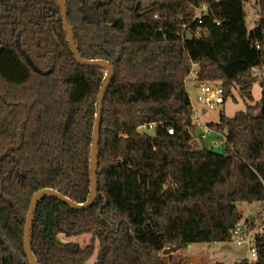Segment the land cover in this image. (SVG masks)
Wrapping results in <instances>:
<instances>
[{
  "label": "trees",
  "instance_id": "obj_1",
  "mask_svg": "<svg viewBox=\"0 0 264 264\" xmlns=\"http://www.w3.org/2000/svg\"><path fill=\"white\" fill-rule=\"evenodd\" d=\"M65 1L82 57L109 61L115 75L102 114L98 198L87 209L56 197L39 202L31 236L38 262L87 264L98 239L95 264H187L161 253L233 240L244 219L238 204L264 198V77L254 72L263 64L264 0H256L254 28L247 0ZM203 3L206 34L184 40L183 25ZM192 60L200 79L223 85L224 104L247 100L234 116L221 113V151L196 140L185 86ZM106 75L77 60L58 0H0V264H30L24 236L38 191L88 200ZM146 123L155 137L139 132ZM85 233L93 234L87 246L59 237ZM257 247L254 264H264V235Z\"/></svg>",
  "mask_w": 264,
  "mask_h": 264
},
{
  "label": "rangeland",
  "instance_id": "obj_2",
  "mask_svg": "<svg viewBox=\"0 0 264 264\" xmlns=\"http://www.w3.org/2000/svg\"><path fill=\"white\" fill-rule=\"evenodd\" d=\"M245 10L247 12V21L250 28H254L255 24L260 20V5L256 0H247L245 3ZM219 83V82H218ZM190 96L192 102H195L194 96L196 95L195 87L189 84ZM255 100L251 102L257 104L260 102L262 97V84L260 79L254 83L253 88ZM238 100L235 101L233 98H229L225 104L217 107L216 109L210 110L200 118L194 117V124L196 125V140L202 147L206 143L199 141L200 137L205 133L206 125L210 126L216 131H210L208 133L209 139L213 142L218 141L217 144L211 145L215 150L221 151L223 144L221 142V133L225 134V130L220 126L221 113L225 112L228 116H234L237 111L245 110L247 108V100L238 96ZM210 123H206V122ZM240 209L244 212V219L253 218L258 208V203L240 202ZM60 240L64 242H76L82 246H87L92 243L93 234L85 233L79 236L67 237L60 235ZM100 254V243L96 239V251L93 257L87 262V264H95ZM167 256L169 262L184 261L187 264H213V263H225L233 264L236 261H240L249 256V250L247 246H239L235 240L227 242H197L188 246L180 247L176 251H172L169 254H163ZM183 259V260H182Z\"/></svg>",
  "mask_w": 264,
  "mask_h": 264
},
{
  "label": "built area",
  "instance_id": "obj_3",
  "mask_svg": "<svg viewBox=\"0 0 264 264\" xmlns=\"http://www.w3.org/2000/svg\"><path fill=\"white\" fill-rule=\"evenodd\" d=\"M209 8V4L206 3H203L196 8L197 12L193 20L183 25L182 36L184 40L188 39V33L191 34V38H201L206 34L207 28H204L201 26V24L203 23L204 17L209 14ZM256 48L262 52L263 64L261 67H255L254 72L257 75L264 77V42L257 43ZM200 70V62L192 60L191 70L185 79V86L191 100L193 116L197 118H200L210 110L216 109L225 102V90L223 85L215 81L200 79ZM189 84H192L196 90L194 103L192 102V98L190 96ZM140 128H143L144 130H156L154 123H146L140 126ZM210 131L212 130L206 125L205 133L199 139L201 143H206L209 145L218 143V141L213 142V140L209 139L208 133ZM168 132L173 134L174 128L169 127ZM143 133L145 132L143 131ZM221 136L226 139V136L223 133H221ZM257 203L258 208L253 218L246 220L243 219L233 229V240H235L239 246L248 247L249 256L247 259L250 264H254L258 259L257 243L258 240L264 235V198Z\"/></svg>",
  "mask_w": 264,
  "mask_h": 264
},
{
  "label": "water",
  "instance_id": "obj_4",
  "mask_svg": "<svg viewBox=\"0 0 264 264\" xmlns=\"http://www.w3.org/2000/svg\"><path fill=\"white\" fill-rule=\"evenodd\" d=\"M62 10H63V22L65 26V30L68 35V39L70 41V44L72 46L73 53L75 54L77 60L79 63L83 65H91V66H102L107 69V75L104 79L101 92L99 94V99H98V108H97V118H96V123H95V130H94V142L92 145V155H91V192L88 200L85 203H78L74 202L70 198L66 197L59 191L52 189V188H47L44 190L38 191L32 198L31 200V205L30 209L28 212V217H27V222H26V227H25V236H24V245H25V251L28 256V260L30 264H40L32 250L31 246V236H32V228H33V223H34V218H35V212L36 208L39 204V202L44 198V197H56L75 209H87L91 207L96 199L98 198L99 194V182H98V169H99V155H100V138H101V127H102V114H103V109H104V103H105V97L107 93V89L111 84V81L115 75V67L112 63H110L107 60L103 59H85L82 57L80 54V51L78 50L76 40H75V35H74V30L69 22L68 19V8H67V3L65 0H58ZM188 38H191V34L188 33ZM145 132L146 134L155 137L156 136V130L155 129H143L139 128V132ZM180 245L173 246V247H168L166 248L163 253L164 254H169L172 251H176L180 248Z\"/></svg>",
  "mask_w": 264,
  "mask_h": 264
},
{
  "label": "crops",
  "instance_id": "obj_5",
  "mask_svg": "<svg viewBox=\"0 0 264 264\" xmlns=\"http://www.w3.org/2000/svg\"><path fill=\"white\" fill-rule=\"evenodd\" d=\"M206 123L208 124V123H210V122L207 121ZM208 127L212 130V132H213V131H216V130H214L213 128H211L209 125H208Z\"/></svg>",
  "mask_w": 264,
  "mask_h": 264
}]
</instances>
